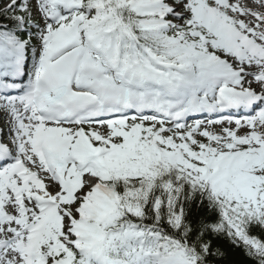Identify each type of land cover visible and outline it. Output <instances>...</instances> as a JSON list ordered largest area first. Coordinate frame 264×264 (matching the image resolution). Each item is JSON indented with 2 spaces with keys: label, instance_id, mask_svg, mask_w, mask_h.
<instances>
[{
  "label": "snow or ice",
  "instance_id": "1",
  "mask_svg": "<svg viewBox=\"0 0 264 264\" xmlns=\"http://www.w3.org/2000/svg\"><path fill=\"white\" fill-rule=\"evenodd\" d=\"M0 264H264V0H0Z\"/></svg>",
  "mask_w": 264,
  "mask_h": 264
}]
</instances>
